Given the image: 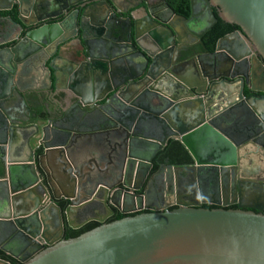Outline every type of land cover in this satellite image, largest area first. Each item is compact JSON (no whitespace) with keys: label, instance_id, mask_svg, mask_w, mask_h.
<instances>
[{"label":"water","instance_id":"1","mask_svg":"<svg viewBox=\"0 0 264 264\" xmlns=\"http://www.w3.org/2000/svg\"><path fill=\"white\" fill-rule=\"evenodd\" d=\"M8 1L0 7L1 250L18 264H264L261 207L182 205L100 220L70 238L63 237L62 222L63 213L68 219L89 202L79 192L104 186L109 176L83 169L74 158L94 119L102 122L110 150L125 152L126 166L150 162L135 158L137 143L152 142L158 151L177 140L193 158L190 166L213 165L222 180L224 169L236 168L233 160H218L227 150L209 162L196 150L213 138L227 139L231 159L242 151L243 159L255 154L250 162L259 177L239 180L259 186L264 198V72L253 80L255 65L264 61V0H189L188 17L167 0H148L139 19L115 0ZM13 4L16 12L5 14ZM198 15L208 17L199 32ZM217 18L238 29L220 37L212 51L205 45L197 50L180 32L200 39ZM55 60L75 69L58 74ZM31 71L46 72L48 87L60 86L57 101L45 103L39 91L22 89ZM237 108L252 112L239 143L219 127ZM92 150L102 156L101 148ZM217 150L205 149L209 155ZM45 164L68 193L55 189ZM60 199L68 203L64 212ZM12 244L17 252L7 248ZM0 264L12 263L0 257Z\"/></svg>","mask_w":264,"mask_h":264},{"label":"flooded vegetation","instance_id":"2","mask_svg":"<svg viewBox=\"0 0 264 264\" xmlns=\"http://www.w3.org/2000/svg\"><path fill=\"white\" fill-rule=\"evenodd\" d=\"M146 1L148 0H133L132 2L131 0H128V5L131 7L127 9L132 12L134 17H136L137 19L142 18V5L145 4ZM8 4L10 3L8 0H6L4 1V4H0V7H6L8 6ZM134 4H137V6H132ZM15 10H17V6L13 4L10 10L3 12L5 14L12 15L16 12ZM135 12H137V14L141 12L142 15L135 16ZM213 12L216 13V10L214 8ZM197 18L199 19L197 22V27H199L196 28V30L199 32L202 27L203 21L208 20V17L198 15ZM26 19L28 21L33 20L34 18L32 13L27 12ZM213 25L211 26V28L213 27ZM211 28L208 31H210ZM207 32H205L200 39H197V37L195 36L189 35L188 39L192 41V43H195L197 50H200V47L202 45H205ZM197 62L198 59L196 63L192 62L191 64H189V68L194 69L193 66L194 64L196 66ZM55 68L56 70L58 69L57 66H55ZM119 68L121 67L119 66ZM49 72L52 73L51 69H49ZM263 72L264 61H261V63L255 65L253 80L257 82V79L263 76ZM51 85L49 89H51ZM58 88L60 89V86L52 88V91H60ZM245 91L247 90L245 89ZM236 111H240V116L246 111L248 112V117H251L252 114V112L248 109L244 110L243 108H237L234 109L231 113H225L226 115H223L225 116L228 124L220 121V125H218L221 129L226 130L233 137V139H235V143H239L241 142L244 135H242V137L238 135L237 137V134L241 130L243 131V127L245 129L248 121L238 124L235 123V120H238L236 119V117L239 115L238 114L237 116H235ZM232 116L234 117L230 118ZM230 119L235 120L234 122L230 123ZM213 139L215 140L211 141L210 143L209 141H207L206 146L201 147L200 144H197V148L199 147V150L201 151L204 150L202 153L207 157L210 155L206 153V148H214L216 146L218 147L217 151L219 152L222 151V147L227 150L222 154L224 155L222 158L217 159L225 160L227 158L228 161L233 160L236 163V168L228 167L224 169L222 172L227 176L222 180L219 177L220 175L218 174L220 171H218V169L216 168L209 166L210 168L203 167L202 169H195L196 166H190L194 162L190 154V163L183 165L171 164V162L169 161V157L161 154L167 145L164 146L163 149L156 151L157 146L152 142L137 143L132 151L135 158L146 159L150 162L142 165L127 164L126 166L124 165V160L125 158H127L125 157V152H123L121 148H119L118 150H110L109 143L108 146L105 145L106 143H103V145L101 146L103 153L102 156L100 154V157H105L103 158V161L106 163V165H111L110 162L113 158H117L118 160L111 165L112 167L110 169L106 170L107 173H109V176L106 178L103 184L104 186L95 185L94 188H90L89 191L84 192L83 190L82 192H79L82 196H84L83 198H87V201L89 202L85 205V207H83V209L70 213L68 219L70 221V224L74 226V228H71L69 226L68 219L63 213V237L67 238L66 234L68 233V231H76L91 222L99 224L100 220L109 222L128 215L171 210L182 205L199 206L203 208H241L244 210L261 207L262 212L264 213V198L260 194V187L254 186L250 182L245 181L248 178L259 177V174L254 172V168L256 166L255 162L254 165L252 164V162H250V160L252 161L254 159L255 161L257 159L255 157V154H247L246 158L243 159L240 158L244 154L242 151L236 153L235 160L231 159L229 156V150L231 148L228 150V145L230 142L227 139ZM214 152L216 151H212V153ZM40 153L41 152H38V155ZM196 154L197 156H199V151ZM44 167L48 170L49 179L50 182H52V177L55 173L51 172L46 164ZM80 168L82 167L78 166L77 170H75V168H73V170L77 171L78 174L81 173ZM239 178L245 180H239ZM42 182L46 183L45 176H43ZM125 183L129 186L125 187L123 185ZM62 186L64 187L63 192L68 193V191H66L65 189V185ZM36 191L38 192L40 191V189L37 188ZM58 191L61 192V190ZM106 194L107 198L105 200ZM110 196L113 197L112 200H110ZM29 200L30 202H33L32 197ZM56 203L61 207L63 212L68 205V203L63 199L56 201ZM52 229H55L56 231L57 225L55 226V224L52 223ZM55 235H57V232L55 233ZM2 240L3 239L1 238L0 233V243ZM9 246L11 247V245ZM12 246L15 247L14 244H12ZM11 259L12 261H10L12 264H18V261L16 259Z\"/></svg>","mask_w":264,"mask_h":264},{"label":"crops","instance_id":"3","mask_svg":"<svg viewBox=\"0 0 264 264\" xmlns=\"http://www.w3.org/2000/svg\"><path fill=\"white\" fill-rule=\"evenodd\" d=\"M4 1H6V0H0V4L1 5L4 4ZM115 1L123 9H127V8L131 7V6L128 5V0H115ZM142 6H144V4ZM137 12H135L136 13L135 16H141L142 15L141 12H139L138 14H137ZM195 24L197 26V23H195ZM180 32L183 33L185 36H187V39L189 38L188 37L189 36V31H187L185 28L181 29ZM67 50H70V48H67ZM53 64L55 66H57L58 69L56 71V70L50 68L52 73L54 71H56L58 74H61V73L67 74L66 70L72 71V69H75L74 65L71 66V64L66 62L65 60H60V61L55 60V62ZM61 69L65 70V71H62ZM65 83H64V85H65ZM77 84H78V82H76L75 85H77ZM48 85L49 84H48V81L46 79V73L45 72H42V71H38V72L31 71V75L28 76L24 80V83L22 85L23 86L22 89L24 91H39L40 92V96L42 98V101L45 102V103H49L50 104L52 102L57 101V98L61 94H60L59 91H56V90L52 91L53 90L52 86H51V89H49L50 87H48ZM75 88H77V86H75ZM28 101H30V100H28ZM35 109L37 111V114L41 116L42 115L41 108L38 107V108H35ZM182 112L187 115V114H189V109L183 108ZM235 116H237L236 119H238V120L230 119V121H229L230 123L234 122V120H235L236 121L235 123H237V124L241 123V122H247V121H248V124H249V122L251 120V117L250 116L248 117V112L247 111L242 113L241 116H240V111H236V115ZM233 117L234 116H232L230 118H233ZM101 123L102 122L97 121V119L89 120V124H87L84 127V131L86 133V136L81 140V142L83 144V145H81L82 148H80V149L73 148V152H76L74 154L75 155L74 158L77 161V164L78 165L83 164L84 165L83 169H85V170L94 169L96 171L97 169H100L101 172H107L106 170H108V169H110L112 167L111 165H106V163L103 161V158H100L98 155H95V152H93V150H92L93 148L95 150H96V148H101L103 143H106L105 145L108 146L109 138L105 135V131L104 130H100L101 128H99ZM248 124L245 126V128L248 126ZM239 125H238V127H239ZM243 129H244V127H243ZM99 131H102V132L100 133ZM107 150H109V149H107ZM197 151H199V153H200L198 158L201 161H204V162H207L209 160L212 161L213 159H216V158H218L220 156V152L219 151H217V153L214 152L215 154L214 153L210 154L209 157H207L206 155H203L202 152L204 150H202V151L199 150V147L196 150V152ZM209 166L213 167V165H210V164L207 163V164H201L200 166H196L195 169H199V168L202 169L203 167L210 168ZM199 173H200V171H199ZM51 183H52V185L55 187V189L57 191L61 190L62 188L64 189V187L61 184V181L59 180V178L57 177L56 174L53 175ZM7 248L10 249L13 252H17V247L16 246L13 247L11 245V247L9 246ZM0 253L5 255V256H7V257H10L9 254L7 252L1 250V248H0Z\"/></svg>","mask_w":264,"mask_h":264},{"label":"trees","instance_id":"4","mask_svg":"<svg viewBox=\"0 0 264 264\" xmlns=\"http://www.w3.org/2000/svg\"><path fill=\"white\" fill-rule=\"evenodd\" d=\"M167 2L173 7L176 13H179L186 17L189 16L190 14L189 0H167ZM214 14L216 15V13ZM236 29H238L237 26L224 23L219 18H217L216 23L213 25L211 30L207 32V35L205 38V46L207 47L208 50L212 51L214 49L216 41L220 37ZM161 154L169 157V161L171 162V164L183 165V164H188L191 162V157L188 151L185 149L183 144H181L177 140H169L167 143V146L164 148ZM97 225L99 224L95 222L88 223L81 229H78L76 231H68V233L66 234V237L67 238L76 237L79 234L87 230H90ZM0 257L6 260L12 261L10 257H7L1 253H0Z\"/></svg>","mask_w":264,"mask_h":264}]
</instances>
